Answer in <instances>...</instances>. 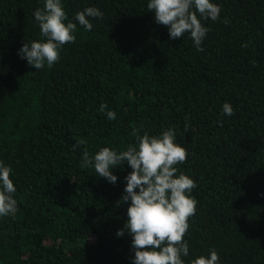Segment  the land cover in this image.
<instances>
[{"label": "trees", "instance_id": "trees-1", "mask_svg": "<svg viewBox=\"0 0 264 264\" xmlns=\"http://www.w3.org/2000/svg\"><path fill=\"white\" fill-rule=\"evenodd\" d=\"M43 2L0 0V162L17 190V210L0 216V264H132V237L116 235L132 169L113 168L109 183L81 167L83 150L119 153L169 128L188 153L178 174L197 185L184 264L212 249L219 264H264V0H211L221 13L201 18L200 52L190 33L170 39L149 0H61L70 22L87 7L103 18L77 23L75 42L36 70L18 51L44 39Z\"/></svg>", "mask_w": 264, "mask_h": 264}, {"label": "clouds", "instance_id": "clouds-1", "mask_svg": "<svg viewBox=\"0 0 264 264\" xmlns=\"http://www.w3.org/2000/svg\"><path fill=\"white\" fill-rule=\"evenodd\" d=\"M147 9L154 12L155 23L167 26L170 39L190 33L198 52L204 50L201 45L210 31L201 23V18L215 22L221 13V7L211 0H149ZM33 15L44 39L24 43L18 55L36 70L43 69L45 64L54 65L60 59L62 47L75 42L73 33L77 23L91 31L93 25L89 18H103L98 8L87 7L75 14L76 23L70 22L61 0H44ZM242 46L247 47V44ZM106 108V104L100 105L101 112ZM223 114L234 115L233 107L224 103ZM106 116L109 120L116 119V113L111 110ZM187 127L185 125V131ZM175 139L174 130L169 128L159 136L148 133L137 136L135 145L129 144L127 150L119 153L103 147L90 156L87 148L83 150L81 167L94 165L95 172L109 183L117 182L113 168L127 163L132 169L125 177V194L122 196V202L130 201L128 220L116 233L122 237L127 232L132 237V264H184L182 257L189 254L184 237L189 229V218L196 214L197 201L191 193L197 185L183 172L178 174L175 166L186 162L188 153ZM83 143L74 144L73 151ZM12 172L10 166L0 162V216H8L17 210ZM219 262L220 256L212 249L208 256L200 255L191 264Z\"/></svg>", "mask_w": 264, "mask_h": 264}]
</instances>
